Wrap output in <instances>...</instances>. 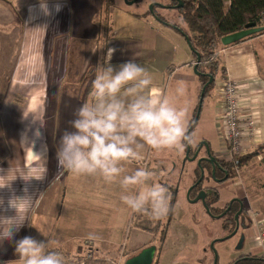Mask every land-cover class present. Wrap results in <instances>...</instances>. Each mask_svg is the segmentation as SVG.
Segmentation results:
<instances>
[{
    "label": "crops",
    "instance_id": "crops-1",
    "mask_svg": "<svg viewBox=\"0 0 264 264\" xmlns=\"http://www.w3.org/2000/svg\"><path fill=\"white\" fill-rule=\"evenodd\" d=\"M104 8L103 0H0V184L6 185L0 188V200L4 202L0 215H17L16 223L23 222L13 241H0V264H14L18 259L15 240L29 235L45 242L59 240L56 250L74 258L93 252L102 258L125 260L145 244L155 245L161 240L167 218L152 220L133 213L120 201L118 183L108 184L100 176L58 172L59 137L65 129L71 130L69 121L74 118V110L91 102L96 66L105 62L108 48L116 49L113 65L132 59L149 70L153 87L146 90L148 94L163 93L178 105H186L189 126L195 119L193 132L198 122L199 127L204 123L205 128L210 126L217 134V128L220 131V92L216 90L214 94L219 98L216 104L211 100L207 103V118H200L201 106L214 88L201 99L202 83L194 69L190 46L181 33L160 22L149 24L147 13L132 15L123 11L116 19L114 5L107 13L112 26L105 30L108 20ZM218 51L222 82L229 78L238 83L242 114L254 116L258 125L257 142L247 147L252 153L255 148L264 147V76L257 38L221 46ZM178 81L186 86L182 97L176 95ZM219 135L217 138L224 143ZM208 142L206 138L203 147L192 144L183 152L145 146L140 161L125 165L129 172L147 166L156 173V182L166 185L176 198L174 221L157 264H208L212 254L215 262L210 246H217L218 236L206 233L210 232L206 228L202 232L197 218L201 219L203 210L200 212L201 206L188 199L196 171L193 169L205 155L206 145L218 161L224 156V144L219 153ZM197 150L199 156L194 160ZM189 166L192 170H188ZM187 176L190 181L182 188ZM262 192L263 198L254 199L249 206L264 214ZM244 195L242 192L237 200L244 202L248 198ZM12 198H26L19 202L17 212L8 208ZM251 209L248 207L247 213ZM245 220L241 222L240 218V226L238 218L236 235L233 233L226 242L245 237L232 261L245 255H262L257 241L259 228L252 216ZM89 233L100 239L88 240Z\"/></svg>",
    "mask_w": 264,
    "mask_h": 264
},
{
    "label": "clouds",
    "instance_id": "clouds-1",
    "mask_svg": "<svg viewBox=\"0 0 264 264\" xmlns=\"http://www.w3.org/2000/svg\"><path fill=\"white\" fill-rule=\"evenodd\" d=\"M115 48H108L105 62L96 66L91 82V102L79 105L59 137L56 151L58 172L100 176L106 183H118L120 201L133 213L160 220L175 211L169 188L156 182V173L147 166L129 172L126 164L140 161L145 146L153 150L183 152L194 143L189 132L188 107L178 105L166 94H148L153 87L149 70L130 59L111 63ZM176 95H185L183 81ZM6 185L0 184V188ZM27 198V197H26ZM26 198H12L8 208L17 209ZM0 200V205H3ZM17 215H0V241L15 239L23 222ZM43 235V233H41ZM88 240L100 239L89 233ZM59 240H37L24 236L15 240L14 264H68Z\"/></svg>",
    "mask_w": 264,
    "mask_h": 264
},
{
    "label": "trees",
    "instance_id": "trees-1",
    "mask_svg": "<svg viewBox=\"0 0 264 264\" xmlns=\"http://www.w3.org/2000/svg\"><path fill=\"white\" fill-rule=\"evenodd\" d=\"M105 4L104 14L109 12V9L113 6V0H103ZM128 2H132V4L139 3L142 0H127ZM183 3V8L179 11L181 16L183 17V22L187 25V29L182 27L181 25H171L164 19H161L154 12H148L147 15L155 16L158 21L166 26L177 29L178 32L186 39L188 42L190 49L194 58V67L196 66L197 75L200 78L203 89L207 86L213 77L214 83L210 84L206 91L205 97L208 96L209 92L213 90L216 84V76L218 74H223V67L221 66L220 57L218 54V49L223 46L221 40L231 34L240 32L245 30L246 26L249 24H254L255 28H263L262 33H264V0H171L170 8L178 9V4ZM257 34L250 36L241 40L238 43L244 42L246 40L257 38ZM237 44V43H236ZM234 45V44H233ZM195 119L189 126L190 133L194 130ZM251 154L241 156L237 160L232 162H224L220 161L222 166V173L220 171L213 172V168L211 164L202 163L201 168H198L197 173L201 176V170L204 169L206 176L204 177V182L210 181V179L220 180V182L228 181L229 179H233L235 175V170L237 167H244L246 163H248L251 158ZM215 175V177H214ZM200 176L198 180L200 179ZM215 180V181H216ZM215 189L211 188L208 192L206 191V199L205 203L208 207V214L213 219L222 218L231 214L233 217L231 223H225L223 225L224 229L233 227V232L236 229L237 222L235 220L236 214L239 211V205L234 203L233 207L230 210V213L227 212L228 207L225 208L224 211L219 212L214 206L219 202V194L214 191ZM202 190L193 191L191 193V200H194L198 197V194ZM213 191V192H212ZM196 196H192V195ZM172 205L174 208L176 207V198L172 197ZM229 206V205H228ZM174 211L170 213L167 218V222L162 231V237L159 243L156 242L155 245L145 244L141 249L134 251L133 255H138L142 250L156 246L157 247V256L155 257L154 264H157L156 261L159 260L160 254L166 248V236L170 229V225L173 222ZM246 213V210L239 214V224L240 218L242 215ZM226 221V222H227ZM232 232V233H233ZM229 238H225L223 241L228 240ZM65 255L68 264H77L78 257L74 258L68 255L67 253L58 250ZM131 256L130 258L134 257ZM129 259V258H128ZM97 264H106L102 260H94ZM231 264H264V260L262 258H255L252 256H242L239 259L235 260Z\"/></svg>",
    "mask_w": 264,
    "mask_h": 264
},
{
    "label": "rangeland",
    "instance_id": "rangeland-1",
    "mask_svg": "<svg viewBox=\"0 0 264 264\" xmlns=\"http://www.w3.org/2000/svg\"><path fill=\"white\" fill-rule=\"evenodd\" d=\"M113 5L116 9L115 10L116 19H118V16H122L123 11L130 12L132 15H144L145 13H148V12H154V14H157L161 19H164L169 24L181 25L182 27L187 29V25L183 22V17L181 16V13L179 11L180 9L179 8L178 9L170 8L171 0H142L141 2L135 3V4H128V3H126L125 0H113ZM178 6H179V4H178ZM109 15L111 16V14H109ZM104 16H105V14H104ZM105 17L108 20L107 14ZM110 22H111V25H110ZM150 22L156 23L159 21H158V19H156L155 16L152 15L149 17V24H150ZM132 25H134V23H132ZM108 26H109V28L112 26L111 19H110V21L109 20L107 21V27L105 30H108ZM257 35H258L257 36V48H258V54H259L258 60L260 62V71L262 73V76H264V33L260 32ZM163 38H165V35L163 36ZM182 42H184V39H182L181 44H182ZM185 44H186V40H185ZM221 76H222V72H221L220 76L217 78V81H216V84L214 87V91L209 96L210 98H208V100L205 101L204 106H201L200 118H207V116H208V115H205V112L207 110V103L210 102V100H211L214 104H216V101L219 99V98L217 99V97L215 95H216V90H218V87L222 83ZM202 110H204V115H203ZM200 118H199V120H200ZM199 123L200 122H198V124L196 125V128H195V131L192 133V135L194 137V143L193 144L194 145L203 144L204 140H206V138H208V141L212 143V145H211L212 150L216 151L218 149V151L220 153V151L223 150V148H224V146H223L224 143H222L221 140L219 141V139L217 138V135H219V133L222 134L223 130L221 129L219 131V128H217V131H218V134H217L214 129L212 130L210 128V126L205 128L204 123H203V126L201 125L199 127ZM211 136H213V142L211 140ZM219 137L221 138V135H219ZM218 141H219V144L217 143ZM214 143H216V145H213ZM206 151H207V148H206ZM250 151H252V150H247L244 153H241L240 155H236L233 157H231L230 155L227 156V154L221 157V159H220L221 161L232 162L234 160H237L241 156H245V155H249V154L253 155V156H251L248 163H246L244 167H237L236 168L235 175L233 176V179H229L228 181L220 182V180L215 181L213 179H210V181H207V178H206V182L204 183L203 186L205 188H213V189H215L214 191H216L219 194V202L217 205L214 206V208H216L219 212L224 211L225 208L228 207V205L234 199L240 198V195L242 194V192L248 196V198L246 200H244L245 203L243 204V205H245L246 209L248 207L251 209V206H249V204H251L254 201V199L256 200L258 197L263 198L262 190H264V147L263 146L257 147L254 149V152H252V153ZM187 164L188 163H186L185 165H187ZM179 168H180V166H179ZM198 168H201V166H199L197 163L196 168H194L193 170L197 171ZM188 170H192L191 166H189ZM196 171L194 173V178L191 182L190 187L188 188V191L190 190L191 186L194 185V183L198 180V178L200 176L199 173L196 174ZM189 176H190L189 178L191 179L192 175L190 172H189ZM204 176H206V173L204 174ZM186 178H188V176L185 177L184 182H182L184 184L182 186V188H185L186 184H188L190 181V179L188 180ZM246 195H244V196H246ZM261 200L264 201V199H261ZM193 201H195V200H193ZM261 203H263V202H261ZM193 204H197V203H193ZM197 206H201L200 212H202V210H203V212H205V213L202 212L201 219L198 220V218H197V221H199L198 222L199 227L201 229L203 228L202 232L206 231L205 230V228H206L207 230L210 231V232H206V233H209L211 236L213 234L218 236L217 237L218 239L215 240V241H217V246H216V244L214 246L215 247L214 248L215 249L214 250L215 258L217 257L218 264H231L232 262H234V261H232L233 256L235 255L236 252L239 251L238 250V248L240 246L239 238H237L236 241L234 240L230 243H226L229 240L220 241V242H218V240L223 239L224 237L229 238L230 236L233 235V233H234V235H236L235 231L237 228L233 232V230H234L233 227L229 226L227 228V230H225L223 227V225L225 223H228V224L231 223V221H227V220H231L233 216L231 214H228L227 216L222 215L223 216L222 218L213 219L208 214V212H207V210H206V208L202 202H198ZM263 206H262V208H264ZM253 207H252V209H255V211L251 209L249 211V213H245V215H242L241 216V222L247 221V220H245L246 216L248 217V219H249V217L251 218V216H252L254 218V222H255V219L264 220V214L260 211L257 213L256 207L255 206H253ZM200 212H199L198 216H200ZM252 212H255L257 214H252ZM172 220L174 221V217ZM165 222H167V219ZM165 224L163 226V229L165 227ZM200 225H202V226H200ZM230 225L233 226V223H231ZM218 245H222V246H218ZM210 247H212V245ZM210 247H208V249H207V250H209V252H211ZM86 256L87 255H78V263L77 264H97L94 261H87ZM211 256L212 257L209 258L208 264H213V262H214L213 254ZM246 256H249V255H246ZM96 257H97V254H96ZM261 257H262V255H261ZM105 258H108V257L106 256ZM204 258L206 260H208V258L206 256Z\"/></svg>",
    "mask_w": 264,
    "mask_h": 264
},
{
    "label": "built area",
    "instance_id": "built-area-1",
    "mask_svg": "<svg viewBox=\"0 0 264 264\" xmlns=\"http://www.w3.org/2000/svg\"><path fill=\"white\" fill-rule=\"evenodd\" d=\"M218 93L221 95V108L218 114V124L220 130H223L221 138L223 139L225 151L223 155L231 157L240 155L248 150L250 144L257 142L258 129L254 116L245 117L242 114L240 103V93L238 83L227 78L218 87ZM247 153V152H246ZM245 153V154H246ZM255 224L259 228L257 241L262 248V259L264 260V220L255 219ZM87 261L102 260L106 264H125V258L119 259L96 257V253L86 254Z\"/></svg>",
    "mask_w": 264,
    "mask_h": 264
},
{
    "label": "water",
    "instance_id": "water-1",
    "mask_svg": "<svg viewBox=\"0 0 264 264\" xmlns=\"http://www.w3.org/2000/svg\"><path fill=\"white\" fill-rule=\"evenodd\" d=\"M125 1L128 4H132V2H128L127 0H125ZM178 8L179 9L183 8V4L182 3H179ZM262 31H263V28H255V25L254 24H249V25L246 26L245 30L224 37L221 40V43H222L223 46L228 47V46H231L233 44H236V43L240 42L241 40H243L245 38H248V37H250L252 35L258 34V33L262 32ZM196 66L197 65H195L194 69H195V72L197 74ZM213 83H214V78L211 77V80H210L209 84L207 86H205V88L203 89V92H202V95H201V99L202 100H204V98H205V91H206L207 87L210 84H213ZM201 147H203V144L201 145ZM206 148H207V152H208V156L209 157H208V159H205V158L199 159L198 160V165L199 166H202V163H204V162H209L210 164H212V163L218 161L211 154L208 145H206ZM199 150H197V152H196V154H195V156L193 158L194 160H196L198 158L199 152H200ZM190 151H191V148L188 147V153H187L188 156H189ZM201 172H202V176H201V179L199 180L198 184H200L203 181V179H204L205 172H204L203 169L201 170ZM195 187H196V185H195ZM191 191L192 190H189L188 195H190V192ZM188 199H189L190 203L202 202L204 204L206 210L208 211V207L206 206V203H205L206 192H201L200 195L195 199V201H191L190 200V197H188ZM234 202H238V203L241 204V210H240V212L238 214H236V221L238 222L239 214L242 212V208L243 207H242V203H241L240 200L235 199L230 204L232 205ZM229 210H230V208L227 210V212ZM238 226H239V224L237 225V228H238ZM237 230L238 229H236L235 233L237 232ZM244 240H245V237L243 236L241 238L240 246H239L238 250L241 249V247H242V245L244 243ZM214 246H215V244L213 243L212 244V247H211V249H212L213 252L215 250L214 249L215 248ZM156 253H157V247L156 246L148 247V248L142 250L138 255H136V256H134L132 258L127 259L125 261V264H154L155 257H156ZM214 254H215V252H214ZM214 264H218L217 257L215 258Z\"/></svg>",
    "mask_w": 264,
    "mask_h": 264
},
{
    "label": "flooded vegetation",
    "instance_id": "flooded-vegetation-1",
    "mask_svg": "<svg viewBox=\"0 0 264 264\" xmlns=\"http://www.w3.org/2000/svg\"><path fill=\"white\" fill-rule=\"evenodd\" d=\"M200 147V146H199ZM195 148H198V147H195ZM206 149V148H205ZM196 151V150H195ZM208 152L206 151L205 152V155H203V157L202 158H205V159H208ZM221 161V160H220ZM220 161H216V162H214V163H212L211 164V166H212V168H213V172H217V171H220L221 173H222V169L223 168H221V166H222V164H221V162ZM205 164H210L209 162H204ZM203 169V168H202ZM204 170V169H203ZM201 176H202V172H201ZM201 176H200V179H201ZM205 177V176H204ZM214 177H215V175H214ZM199 179V180H200ZM215 180H216V178H214ZM199 180H197L195 183H194V185H192L191 186V188H190V190H192L191 192H190V195H189V197L191 196V193L193 192V191H197V190H202L201 192H208L209 190H211V188H205L203 185V182L205 181L204 179H203V181L200 183V184H198V182H199ZM198 184V185H197ZM195 185H196V187H195ZM206 190V191H205ZM200 192V193H201ZM200 193L198 194V196L200 195ZM192 196H196L195 194L194 195H192ZM191 198V197H190ZM191 200V199H190ZM195 200V199H194ZM191 201H193V200H191ZM234 203H236L237 205H239V211L241 210V204L240 203H238V202H234ZM234 203L231 205V204H229V206H228V209L230 208V210H231V208L233 207V205H234ZM242 203V212H243V210L245 211L246 210V207H245V205H243L244 204V202L242 201L241 202ZM230 210L228 211V213H230ZM246 213H247V211H246ZM235 220H236V216H235ZM237 222V221H236ZM237 224H238V222H237ZM214 253V252H213Z\"/></svg>",
    "mask_w": 264,
    "mask_h": 264
}]
</instances>
